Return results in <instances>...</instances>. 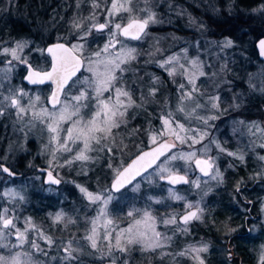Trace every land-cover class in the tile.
<instances>
[{
    "label": "rangeland",
    "instance_id": "374dc122",
    "mask_svg": "<svg viewBox=\"0 0 264 264\" xmlns=\"http://www.w3.org/2000/svg\"><path fill=\"white\" fill-rule=\"evenodd\" d=\"M167 1L132 0L133 16L143 17L144 13L140 10L148 8L156 13L158 23H150L147 36H144L140 41H132L124 37H119L123 41L124 46L134 47L137 50V60L124 66L129 70L123 73V83L126 88L131 89L133 99H136L137 103H139L140 101L137 97L140 93L136 89L139 88L146 94L148 87L151 86L150 78L158 77L157 71H159V75L162 72H166L158 66L157 62L173 55L180 57L179 63L184 65V69L189 74L194 73L195 75V85L198 89L196 95H205L203 103H206L209 97L219 96L221 111L218 116L227 115V117L218 120L217 123L214 122L215 120L210 121L213 127L207 129L209 136L203 140L202 144H197L194 148H189L188 144H181L179 141L174 140L171 135H168L167 140L175 142L179 147L167 155L197 151V156L204 158L201 155L202 145H207L210 149L208 154L213 157H218L216 159V166L219 168L223 179L217 181L213 180L210 176L202 175L196 168L194 162L192 164H186L184 161H174L169 164L164 156L154 168L127 189L119 193L113 192L111 183L117 172L129 163L128 159L132 155L140 153L141 149L145 146V149H147L162 141L159 137L157 138V143H153L151 140V135L154 131L161 128L162 120L160 118L167 111H171L183 122V117L175 111L176 106L179 104L180 94L174 100L169 101L167 98L168 95L163 91L164 84L161 82L160 77H158L157 87L159 91L154 98H148L144 104L146 109L149 108L148 105L153 103L155 99L161 104L162 109L160 110V114H158L159 116L155 117L157 122L152 124V128H148L144 135L138 134L135 138H132V135L127 132V125L129 123H125L127 120L134 122V119L144 112V106L142 108L133 106L128 108L123 118H116L117 120H123L118 128H112L110 134L107 135L97 131L95 133L97 137L105 138L101 139L100 144H97L95 140L89 139V147L85 150L83 147L84 138L81 137V139L75 141L67 139V130L71 129L73 137H75L77 130L94 114L96 108L97 100L94 88L90 84L84 83L85 80H95L94 73L88 71L87 61H84L85 65L82 74L74 80L64 94L61 104L53 108L49 104L51 92L46 88H32L29 85L26 86V83L23 84L22 81L26 73L24 65L16 61H13L12 65H8L7 61L11 59V56L0 54V86H2L0 87V92L4 96H7L9 95L8 90L10 88L22 89L27 93L22 98V103L25 105L29 102L35 103V108H30L22 117L15 115L16 109L14 108H6L4 115L0 116V157H7L8 163L17 167L20 173L17 181H11L5 178L2 173L0 174V210L8 208L13 217L16 218L14 222L21 231H24L25 227L30 228L34 225L45 236H50L53 240L57 241L56 244L46 246L43 240L37 239V243L44 248L46 253L49 250V253H52L51 257H47L45 254H41L40 257L38 256L39 252L31 249L28 244H25L23 248L11 247V245L17 244V241L15 235H8L3 243L10 245V247H0V255L8 256L10 253L17 251L31 252L32 259L36 261V264H77L78 260L80 261L79 264H86V259L91 260L88 264H113V261H115V264H161V262L164 264H194L190 256L179 255V253L188 248L189 245L199 246L201 243H207L209 251L202 254L206 264H261V255L264 253V202L258 205L252 204L251 211H255L257 217L253 220H247V223L245 222V225L243 224L244 229L240 231V235L248 239L246 241L248 243V246L246 245V251H252L251 253H254V256H238L239 251L237 246H230L227 243L219 244L214 241V238L217 240L218 238L222 239L224 236H227L225 235L227 233V229L224 227L225 224L229 227L236 228L237 231L243 226L238 223L236 224V220L233 219V215H238V211H233L228 217L225 214L227 211L224 209L225 213L221 212L222 217L215 220V216L219 212L217 206H224L225 202H228L227 205L229 206L234 204L233 200L229 198L227 186L231 184H229L225 174L230 164L232 165V169L235 167L231 162L237 158L233 156L229 157L226 152L220 153L214 144H209V140L218 142L226 150L228 146L225 143L231 141L236 146L235 149H237L234 153L243 155L246 158L251 153L253 146L249 144H252V140L245 141L242 138L247 137V134L254 129L250 127L252 122H254V116L252 115L254 110H251L254 101L258 96H261V100L264 99V63H259L256 67L250 65L251 62L247 61V58H250L247 56L248 53H240L241 55H238V57L233 56L235 40L239 36L230 35L231 32L229 31L230 27H234L237 23L231 22L230 24V20L224 17L225 14H229L230 12L229 5L225 8L226 12L220 14V11L216 7H213L211 11L210 9L208 10L206 5L204 8L203 4L200 5V0H185L186 2L184 3H173L174 0H169L168 4ZM77 4L79 7H77ZM184 4L187 5L184 6ZM262 4L264 2L250 11H237V17L235 19L237 20L241 17L245 23L257 26L260 29L259 32L264 33V13L254 11L255 9H259ZM48 6L53 11L49 18L37 22L39 25H37L38 29L36 34L40 32L42 33L41 36L39 38L35 36L34 40H24L29 44L24 49V55L30 64L35 62L39 65L40 69L49 67V59L46 53L40 54L34 48L44 49L50 45L46 44L45 38L49 37L60 21L63 24V30L67 31L66 35L72 38L71 43H76V40L73 39V35L75 34V30L72 28L73 18L79 19L84 27L89 26L88 18L90 16L93 17L94 22L103 23L108 19L106 9L110 7V4L109 0H100V7L94 8L92 6V0H57L54 3L50 2ZM165 7L166 11H171L170 14H167H173V17L170 16L172 17L171 23L166 22L163 24V20L159 18V13ZM170 7L173 9H169ZM54 11H57V14L60 15L55 16L56 12ZM128 18L129 14L121 11L119 15L114 17V22L125 24L128 22ZM192 19L196 21L195 25L190 22ZM96 34L98 33L94 31L87 38L85 55H90L106 43L105 39L101 38L99 34L98 36L100 37H98ZM106 35L107 33H105ZM225 37L233 40V47L221 49L220 43ZM99 41L102 42L98 45ZM58 42L56 41L54 43ZM250 42L257 41L253 39ZM91 43H93V46L90 45ZM12 46H14L13 42L8 45H1L0 47ZM119 48L120 45H117L116 49L111 51L115 52ZM185 49H187L186 53L184 51ZM77 54L79 53L77 52ZM81 57L83 58V56ZM93 59L95 58L93 57ZM193 59L200 61L202 67L199 70L192 68L190 61ZM235 60H238V67L244 68V71H241L239 76L231 79L234 67L233 62ZM141 64L145 68V71H143L144 75H140L143 69ZM176 69L174 80L176 82L175 85L177 84L175 90L178 91L179 84L185 83L186 87L188 86L187 76L180 75L181 69L179 66H176ZM98 70L103 71V67L100 66ZM199 71H203L206 75H199ZM117 75L120 76L121 74L117 72ZM81 91H86L89 98L79 102L81 105L79 108V116L83 119L73 127L74 122L78 119L76 115H70L78 103L73 100V97L79 95ZM236 92L238 94L236 95L238 96L237 98L235 97ZM109 95L110 93L106 92L101 99ZM37 96L40 98L38 101L36 100ZM238 101H249L250 105H252L248 109L251 110V115L248 112L245 113L247 108H241L240 105L239 107L234 106L235 104H241ZM200 102L202 103V101ZM65 103L69 107L66 112V118L58 124V127L61 129L59 140L60 142H66L71 151H65L60 148L57 141L50 143L51 137L54 134L47 131V120L45 119L44 122H41V120H34L32 117V113H39L41 108L46 109L49 113L59 112ZM185 103L189 107L191 106V102ZM84 104H87L88 107H83L82 105ZM259 104L264 105V100ZM131 114L133 116L129 119L128 116ZM102 120L103 116L97 118V127H103ZM29 121L35 125L30 130L29 127L25 126ZM241 121L243 123H240ZM263 122L264 116L262 117L261 130L263 129ZM198 123V121H194L193 126H197ZM229 124L231 125L230 131H226L229 128ZM199 126L201 128L204 127L203 125ZM231 128L237 133L235 137H242L238 139V142H235L232 136H230L231 132L233 134ZM21 129L23 130L21 131ZM261 130L259 134L261 139L264 140V132ZM105 144L112 149L115 147L118 148V152L115 153L116 157L102 150V145ZM53 150L56 151V159L52 163L51 170L62 181L59 189H56L57 187L54 186H45L43 180V175H45L43 170L49 167L48 162L52 160L51 152ZM81 151H83L87 159L80 160L75 158ZM106 157H109L107 161V165L109 166L108 171L99 168L100 164L105 162ZM68 161H71V163H68ZM127 161L128 163H126ZM165 165L173 168L174 171L178 170V174L186 175L190 183L181 186L165 183L167 185L161 186L163 179H160L158 166ZM196 181L200 183L199 188L195 186ZM78 185L86 188L93 194L101 193L106 196H112V200L106 208L108 219L112 221L111 224L105 227L104 218L99 216L100 209L103 205L89 202L84 194L80 192L79 187H77ZM233 186L236 185L233 184ZM170 189L185 197L188 202L193 204L199 203L200 207L204 209L201 219L196 220L194 223L189 222L187 225L180 223L179 215L184 213L186 203L183 200L177 201L172 199L169 194ZM71 192L73 199L69 207L63 209L58 208L55 212H47L42 217H37L31 213L32 209L29 206L34 195L40 194L44 197H51L57 199L59 203H63L69 200V193ZM11 193L17 195L14 196ZM20 196H23L24 199L20 200ZM244 196L246 202H240V204L246 208V203L251 205L248 202L250 198L254 199L255 192L245 194ZM240 197L241 195L237 194L234 196L235 199L239 198L241 200ZM157 200L160 203H157ZM145 211L149 212L150 216L155 218V230L160 232L162 236L170 237V239L163 241L164 247L153 250L142 247L141 244L137 243L126 244L127 235L123 234L121 235V245L126 246L128 250L126 252L116 250L114 247L115 237L121 233L122 229H126L131 225L134 226V230L138 228L141 232L145 231V222L143 220ZM60 212L64 213L65 220L60 223H55L54 217ZM129 212H132L131 216L128 215ZM172 215L177 216V225H165L161 222L163 219H168ZM29 218L31 224H26V220ZM67 218H71L75 223H68ZM93 219L97 220V232L94 236L97 241V248L95 249L91 248V242L86 239L87 236L92 235V224L90 222ZM136 220H141V224L135 225ZM148 223H151V221H148ZM58 226H60L59 229H62L63 232L57 229ZM184 227L187 228V232L180 231V228ZM246 227L251 229L248 234ZM109 232L111 236L105 238ZM202 232L209 233L207 240L203 236H201L203 239H193L194 235L200 236L203 234ZM232 233L228 234L231 235ZM248 237L256 242V246L249 244L250 239ZM34 238H36V233L30 232L29 239ZM68 240L73 242L72 247L76 250L73 253L77 257L75 260L64 259L66 254L61 249L66 246L64 242Z\"/></svg>",
    "mask_w": 264,
    "mask_h": 264
},
{
    "label": "snow or ice",
    "instance_id": "6c2138e0",
    "mask_svg": "<svg viewBox=\"0 0 264 264\" xmlns=\"http://www.w3.org/2000/svg\"><path fill=\"white\" fill-rule=\"evenodd\" d=\"M110 7L106 9V15L108 19L103 23H96L93 21V17H89V26L84 27L81 21L77 18H73L72 20V28L75 30V34L73 35V39L76 40V43H63L58 42L50 47H46L44 49L34 48L35 51L40 54H44L45 52L52 56V65L50 71H38L33 68L32 64L29 63L27 57L24 55V49L29 46L27 41H14V46L12 47H0V54L11 56V59L7 61L8 65H12L13 61L18 62L21 65H24L26 69V75L24 77L31 84H43L46 80L53 81L56 84V90L52 92L49 97V102L53 108L56 105L61 104L60 95L63 92L65 85L71 79L72 76L75 75L76 71L82 66L83 61H87L88 71L93 72L95 76L94 81L85 80L84 83L90 84L95 91V96L97 100L96 108L94 114L84 122L81 128L77 130V135L73 137V133L71 129L67 130V139H71L73 141L77 139H81L83 137V147L84 149H88L89 147V139L95 140L97 144H100L102 138L105 137H97L95 133L97 131L103 132L106 135L110 134L112 128H118L120 123L123 120H117V117L123 118L126 114L128 108L135 106L136 108H142L148 98H154L159 91L157 87V82L159 80L158 77L150 78L151 86L148 87L147 93L145 94L139 88L136 89L139 92V96L137 99L140 101L137 103L136 99H133V94L130 88H126L123 83V73L128 71L125 65L130 64L132 61L137 60V50L134 47H126L123 44V41L119 39V37H125L131 40L140 41L144 36H147V28L149 24L158 23L156 19V13L154 11L149 10L148 8L141 9L144 13L143 17L133 16V7L132 0H109ZM92 6L94 8L100 7V0H92ZM77 7L79 5L77 4ZM129 14L128 22L122 24L120 22H114V17L119 15L120 12ZM254 11H260L264 13V4L260 6L259 9H255ZM192 24H196V21L192 19L190 21ZM202 26V25H201ZM100 34L101 38L106 40L102 46L99 47L97 51L92 52L90 55H85V45L87 43V38L93 34V32ZM105 33L107 35L105 36ZM62 40L64 38H61ZM2 44V42H0ZM120 45V48L113 52L111 50L116 49V46ZM234 46V42L232 39L225 37L224 40L220 43L221 49L231 48ZM258 48L261 55H264V39H260L258 41ZM158 51V50H157ZM185 53L187 49L184 50ZM79 53V55H74L73 53ZM81 56H83V61L81 60ZM93 57L95 59H93ZM180 57L173 55L169 56L161 61H158L157 64L160 68H163L169 76H174L176 74V66H179L181 69L180 75L187 76V86L185 83H181L178 85L180 96H179V104L176 106V112L180 113L183 117V122L181 119L177 118V116L171 112L167 111L160 119L162 120L161 128L156 129L154 133L151 135V140L153 143H157V138L159 137L163 142L158 143V146L150 152H142L139 154L126 168L122 171L117 172L114 182L112 184V188L115 190H119L126 183H130L132 179H134L137 175L141 174V171L147 170L148 167H151L152 164L159 159L161 156H165L166 160L169 162L174 161H184L186 164H192L194 162L196 168L203 173L205 176H210L213 180L221 181L223 179L222 174L219 168L216 166V159L218 157H213L209 155V147L207 145H202L201 155L204 158H200L197 156V151H188V152H180L173 155H166V153L171 152L173 148L176 147L175 143H168L167 136L171 135L174 140L179 141L181 144H188L189 148H194L197 144H202L203 140L209 136L208 128L213 127L210 124V121H214L218 119V115L221 111L219 96L209 97L206 103H201L196 93L198 89L195 85V75L189 74L185 69L184 65L179 63ZM190 64L193 69L199 70L202 65L198 59H193L190 61ZM100 66L103 67V71H99ZM117 72L121 75L118 76ZM199 75H206L203 71H199ZM2 87V86H0ZM9 95L4 96L2 92H0V116H3L6 108H14L16 109L15 115L17 117H22L24 114L28 112L30 108H35L34 102H29L27 105L22 103V98L27 95L25 91L22 89H9ZM110 93V95L106 98L101 99L104 93ZM88 94L86 91H81L79 95L74 96L73 100H75L77 105L75 106V110L70 115H76L78 117L77 121L74 122L73 127L76 126L83 118L79 116V108L81 107L80 101L87 100ZM40 98L37 96L36 100L38 101ZM6 102V103H5ZM185 102H191V106L189 107ZM83 107H88L87 104L82 105ZM68 105L65 103L59 112L49 113L46 109L41 108L40 112H33V119H39L41 122L47 120L46 128L47 131L53 133L54 135L51 137L50 143L52 141H57L59 143V147L65 151H71L68 148L66 142H60L59 134L61 129L58 127L60 121L66 118V112L68 109ZM239 107V105H236ZM213 110L214 113H213ZM203 113V114H201ZM103 116V120L101 123L103 127H97L96 122L97 118ZM198 121L197 126H193V122ZM240 123H243L241 121ZM187 125V126H186ZM199 125H203L201 128ZM26 127H34L35 125L29 121L25 124ZM251 128H255L258 130L259 125L255 122H252ZM23 129H21L22 131ZM264 131V130H261ZM209 144H214L215 147L219 150L220 153H225L228 156L236 157L241 162L244 161L243 155H237V153L227 151L225 148L221 147L218 142L214 140H209ZM261 149H264V140L259 144ZM102 150L111 152L112 148L107 144L102 145ZM52 160H50L49 167L44 169L43 171L47 177V183L58 185L61 183V180L53 175L52 163L56 159V151L53 150L51 152ZM76 159L84 160L87 157L81 151L76 157ZM259 159L264 161V156H260ZM7 157H0V173H6L8 176H15L16 173L12 170V168L6 164ZM71 163V161H68ZM229 167H232L230 164ZM160 179L167 180L168 183L172 185L176 184H188L190 181L187 179L186 175L178 174V170L174 171L173 168L169 166H158ZM257 176H264V173H257ZM243 180H240L235 186V192L237 195H242L241 193V185H243ZM195 186L197 188L200 187L199 181L195 182ZM80 189V192L84 194V196L91 203H99L103 205L100 209L99 216L104 218L105 227L108 224H111L112 221L108 219L107 216V205L112 200L111 195H103L101 193L93 194L88 191L84 187L77 186ZM138 187V185H137ZM170 197L177 201H185L186 209L184 213L179 215V221L183 225H187L192 220H200L204 209L200 207L199 203L193 204L188 202L185 197L179 195L177 192L173 190H169ZM11 195H17L15 193H11ZM20 200H23L24 197L20 196ZM160 203L159 200L156 201ZM0 247L9 248L10 245L4 244L3 241L7 239L8 235H15L17 244L11 245V247L23 248L25 244H28L31 249H34L42 254H47L37 243V239L43 240L46 246H51L56 244L57 241L53 240L50 236H45L43 232L35 228L32 225L30 228L25 227L24 231H21L19 227H17L12 213L8 208H3L0 210ZM129 216L132 215V212L128 213ZM65 220L64 213H57L54 217L55 223H60ZM143 220L145 222V231L141 232L139 229L134 230V226H129L126 229H122L121 233L115 237V245L116 250L120 252H126L128 249L126 246L121 245V235L126 234V244H141L142 247L145 248H162L164 247L163 241L170 239V237L162 236L160 232L155 230V218L150 216V213L145 211L143 214ZM151 221V223H148ZM68 223H75L71 218H67ZM165 225H177V216L172 215L168 219H163L161 221ZM92 235L86 237L87 240L91 242V248H97V241L94 238L97 232V220L93 219L91 222ZM26 224H31L30 218L26 220ZM141 220H136L135 225H140ZM227 229V233H232L236 231V228L229 227L227 224L224 225ZM10 230V231H6ZM181 232H187V228H180ZM35 232L36 238L29 239V233ZM111 233H107L105 238H109ZM66 246H64L61 250L66 254L65 260H75L77 257L73 254L76 250L72 247V241L68 240L64 242ZM209 251V246L207 243H201L199 246L189 245L184 251L180 252L179 255H188L194 261V264H206L203 253H207ZM0 264H36V261L32 259L31 252H20L17 251L15 253H10L8 256L0 255ZM115 264V261H113ZM261 264H264V253L261 255Z\"/></svg>",
    "mask_w": 264,
    "mask_h": 264
},
{
    "label": "trees",
    "instance_id": "16d2710c",
    "mask_svg": "<svg viewBox=\"0 0 264 264\" xmlns=\"http://www.w3.org/2000/svg\"><path fill=\"white\" fill-rule=\"evenodd\" d=\"M57 0H0V42H2L1 45H8L14 41L17 40H34L35 36L36 38H39L42 33L37 32V25H39L37 22H41L43 20H47L50 16V14L53 12L49 9L48 4L54 3ZM169 1V0H168ZM167 1V4H168ZM184 3L186 2L185 0H174L173 3ZM229 2V4H228ZM264 0H200V5L203 4V7L205 8V5L207 6L208 10H212L213 7H216L221 13H225L226 6L229 5L230 12L229 14H225L224 17L225 19L228 18L231 22H236L237 24L234 27H230V35H236L239 36L237 40H235V49H233V56L241 55L242 52L247 51L248 53L251 52V49H256L255 43L256 42H250L251 40H257L259 37L263 36L264 33L259 32V28L257 26L253 25H248L245 23L244 20H242L241 17H239V21L244 22L241 23L236 20L235 18L237 17V11H250L254 7H258L261 3H263ZM183 5V4H180ZM187 4H184L186 6ZM168 6V5H167ZM166 6V7H167ZM55 7V5H54ZM165 9H161V12L159 13V18L163 20V24L166 22L171 23L172 22V17L173 14L168 15L167 13L170 14L171 11H166ZM169 9H173L170 7ZM55 16H59L60 14H57V11H54ZM172 16V17H170ZM236 20V21H233ZM63 24L60 21L53 30V32L49 35V37L45 38L46 44H52L56 41L59 42H64V43H71L72 38L68 35H66L67 31H64L62 28ZM166 26V25H165ZM150 27H148L149 30ZM168 29V28H167ZM61 30V31H60ZM57 33V35H56ZM55 35V36H54ZM98 36V34H96ZM100 35V34H99ZM229 35V33H228ZM100 37V36H98ZM61 38H64L63 40ZM249 38V39H247ZM246 40V41H245ZM88 41H90L88 39ZM102 41L98 42V45ZM93 46V43L90 44ZM184 46V45H183ZM241 53V54H240ZM252 56V55H251ZM235 57V58H237ZM234 67H233V73L231 74V79L239 76L241 71H244V68L238 67V60H235L234 62ZM32 64H36L35 62H32ZM144 64V63H143ZM141 64V67L143 68L144 65ZM145 68L142 69V72L140 75H144L143 71ZM157 70V68H155ZM159 71H157L158 77H160L161 82L164 84L163 91L166 95H168V100H174L179 94L180 91H176V85H175V80L174 76H168L166 72H162V74H158ZM138 75V76H140ZM162 91V92H163ZM238 95L237 92L235 93V96ZM197 97L199 98L200 101L205 100V95L197 94ZM238 96H236L237 98ZM149 108L146 109V106H144V112L142 115L138 116L137 118L134 119V122H131L130 120H127L129 125H127L128 129L127 132H129L132 135V138H135L138 134L139 135H144V133L148 130V128H152V124L157 122V119L155 117L159 116L160 110L162 109L161 104L157 99L153 101L150 105H148ZM133 116V114L129 115V119ZM223 118H226L225 115L223 116H218V119L215 120L214 122L217 123L218 120H221ZM155 119V120H154ZM123 124V125H125ZM230 126V124L228 125ZM145 145V144H144ZM144 148L141 149L144 150ZM115 151V152H114ZM116 152H118V148L115 147L112 149L111 152H108L110 155H115L116 157ZM138 154V153H137ZM135 155V154H134ZM134 155H132L128 161H130ZM114 157V156H113ZM109 160V157H106L105 162L101 163L99 168L106 169L108 171L109 166L107 165V161ZM128 161L126 163H128ZM125 163V164H126ZM105 166V167H104ZM167 185L164 182H161V186ZM70 198L69 200L59 203L57 199H53L51 197H44L43 195H34L32 198V201L30 203L29 208L32 209L31 213L35 216L42 217L44 214L47 212H55L58 210V208H66L71 205V201L73 199L72 192L69 193ZM60 226L57 227L58 230ZM54 230V229H53ZM63 232V230H62ZM194 235L193 237H195ZM90 259H86V264L90 262ZM66 262V261H65ZM80 261L78 260L77 264H79ZM161 264H164L161 262ZM167 264V263H166Z\"/></svg>",
    "mask_w": 264,
    "mask_h": 264
},
{
    "label": "flooded vegetation",
    "instance_id": "af4514ba",
    "mask_svg": "<svg viewBox=\"0 0 264 264\" xmlns=\"http://www.w3.org/2000/svg\"><path fill=\"white\" fill-rule=\"evenodd\" d=\"M257 41V40H256ZM255 47H256V43H255ZM244 51L242 52L243 54H246L248 53L247 51H245V49H243ZM250 55V56H249ZM252 55V56H251ZM248 57L250 58H247V61L248 62H251L250 65H253L254 67H256L257 64L259 63H264V60H262L260 58V55H259V50L257 49H251V52L248 53L247 55ZM48 57V62H49V67H46V68H42L40 69L39 68V65L37 64H32L33 68L36 69V70H40V71H47L51 68V65H52V60L51 58L47 55ZM26 75V73H25ZM81 75V74H80ZM79 75V76H80ZM78 76V77H79ZM25 77V76H24ZM77 77V78H78ZM77 78H75L74 80H76ZM74 80L71 81V83L65 88V90L63 91V94H62V98H61V101L64 97V94L66 93V91L70 88V86L72 85V83L74 82ZM23 84H25L26 86L29 85L27 83V81L23 78ZM32 87V88H46L48 89L51 94L53 92V86L51 84H44V85H38V86H32V85H29V87ZM50 94V96H51ZM236 97V96H235ZM264 99L261 100V96H258L257 99L254 101L253 103V106L250 105L249 101H243V102H239L241 104H238L241 106V108H247L246 112L245 113H249L251 115V110H254V112L252 113V115L254 116V122L256 124L259 125V129H261V122H262V117L264 116V105L263 104H259L261 101H263ZM237 104H235L234 106H236ZM252 106V109L251 110H248L249 107ZM232 108H234L232 106ZM236 109V108H235ZM239 109V108H237ZM227 117V115H225ZM263 124V129L264 130V122L262 123ZM231 126V125H230ZM230 126H228L229 128L226 129V131H230ZM231 131H233V134L232 132L230 133V136H232L233 140L235 142H238V139L239 138H242L241 136H236L237 133L236 131H234L233 128H231ZM251 131V130H250ZM259 131L258 129H253L252 132L248 133L247 134V137H243L242 140H245V141H250L252 140V144H249V145H252V146H247V147H252L253 149H251V153L248 155V157H244V161L241 162L240 160L238 159H234L233 162H231L235 167L232 169L231 167H229L227 170H226V166H225V170H226V177L228 179V182L229 184L231 185H228L227 186V189L229 190V198H231L234 202L233 205L229 206L227 205L228 202H225L224 203V206H217V208L219 209V212L217 213L218 215L215 216V220H218L222 217L221 215V212H224L225 213V210L227 211V216L229 217V214L233 213V211H238V215H233V219L236 220V224L238 223L239 225L241 224L243 227L236 232L232 233L231 235H229L228 233H225V235L227 236H224L222 239L218 238L216 240V238H214V241L215 243L218 242L219 244H224V243H227L228 245H233V246H237L238 248V251L239 253L237 254L238 256H242V257H245V256H254V253H251L252 251H246L247 247L246 245L248 246V243H246V241L248 239L244 238L243 236L240 235V231L244 229V225H245V222L247 223V220H253L257 217V214L255 211H251L252 209V204H260L262 202H264V176H257L256 174L257 173H264V161H261L259 159L260 156H264V149H261L259 147V144L262 142V139H261V136L259 134ZM264 132V131H263ZM227 144L228 146V149L229 151H232V152H236L237 149L236 146H234L231 141L228 142V143H225ZM230 157V156H229ZM6 164L9 165L12 170L16 173L15 176H8L6 173H2L4 175L5 178L11 180V181H17L19 179V176H20V173H19V170L17 167H14L12 165H10V163H8V161H6ZM20 164V163H19ZM21 165V164H20ZM1 174V173H0ZM43 178H44V175H43ZM237 180V181H236ZM240 180H243V185H241V200L238 198V199H235L234 196L236 195L235 193V186L236 185L235 183L236 182H239ZM61 184H62V181H61ZM60 184V185H61ZM45 186H49V185H46L44 183ZM178 185H185V184H177L175 186H178ZM233 186V187H232ZM60 186H58L56 189H59ZM234 188V190H233ZM252 192H255V197L254 199L250 198L249 202L251 205H248L247 203L245 204L247 207L244 208V206H241L240 202H246L245 201V194H250ZM231 193V195H230ZM245 193V194H244ZM230 203H231V200H230ZM190 222H196V220H192ZM244 224V225H243ZM247 228V234L249 233V231L251 230L249 227H246ZM203 234H201L200 236L199 235H196L195 237H193V239L197 240V239H203L205 238L206 240L209 238V233L206 232H202ZM203 236V238L201 237ZM250 239V237H248ZM210 239H212V237H210ZM249 244L252 245V246H256V242L253 241V240H249ZM46 248V247H45ZM50 250L47 252L46 256L47 257H51L52 256V253H49ZM41 254L42 253H38V256L41 257ZM37 256V255H36ZM43 258V257H42Z\"/></svg>",
    "mask_w": 264,
    "mask_h": 264
},
{
    "label": "water",
    "instance_id": "95a60500",
    "mask_svg": "<svg viewBox=\"0 0 264 264\" xmlns=\"http://www.w3.org/2000/svg\"><path fill=\"white\" fill-rule=\"evenodd\" d=\"M147 30H148V28H147ZM146 30V31H147ZM122 37V36H121ZM125 38V37H124ZM128 39V38H127ZM260 39H264V36L263 37H261V38H259L258 40H257V42H256V47H257V49L259 50V48H258V41L260 40ZM131 40V39H130ZM135 41V40H134ZM64 43V42H63ZM55 43H52V44H50V45H48L47 47H50V46H52V45H54ZM67 44V43H66ZM46 53V52H45ZM74 55H79V54H77V53H73ZM46 55H48L50 58H51V60H52V56L51 55H49V54H47L46 53ZM259 55H260V58L262 59V60H264V55H261L260 54V51H259ZM81 58V60L83 61V58L82 57H80ZM84 65H85V62L83 61V63H82V66L76 71V73H75V75L74 76H72L71 77V79L68 81V83L65 85V87H64V89H63V91L65 90V88L71 83V81L72 80H74L75 78H77L80 74H81V72H82V70L84 69ZM51 70V68L49 69V70H47V71H50ZM38 71H40V70H38ZM27 81V80H26ZM27 83L29 84V85H32V86H38V85H44V84H51L52 86H53V91H55L56 90V84L53 82V81H50V80H46L45 81V83H43V84H31V83H29L28 81H27ZM62 94H63V92L61 93V95H60V100H61V98H62ZM49 104H50V102H49ZM51 105V104H50ZM59 105V104H58ZM58 105H56V106H58ZM160 142H163V141H160ZM159 142V143H160ZM167 142L168 143H175V142H172V141H170V140H167ZM175 145H176V147L175 148H173L171 151H173V150H175V149H177L179 146L175 143ZM158 146V143L157 144H155V145H153V146H151V147H149V148H147V149H145V150H143V151H141L140 153H138L137 155H135L130 161H129V163L128 164H126L120 171H122L124 168H126L139 154H141L142 152H150V151H152L153 149H155L156 147ZM170 153V152H169ZM168 153H166V155H167ZM164 156H161V157H159V159L158 160H156L153 164H152V166L151 167H148L147 168V170H145V171H141V174L140 175H137L134 179H132L131 180V182L130 183H126L123 187H121L118 191L117 190H115V189H113L112 188V184H113V182H114V179H113V181H112V183H111V189H112V191L113 192H115V193H119V192H121V191H123L124 189H126L127 187H129V186H131L135 181H137L139 178H141L142 176H144L147 172H149L152 168H154L157 164H158V162L163 158ZM199 171V170H198ZM200 172V171H199ZM201 173V172H200ZM202 175H204L203 173H201ZM53 175L54 176H56L57 177V175L55 174V173H53ZM180 175H184V174H180ZM57 178H59V177H57ZM60 179V178H59ZM187 179H188V177H187ZM43 180H44V183L46 184V185H49V186H54V187H58L60 184H58V185H55V184H49V183H47L46 181H47V177H46V174L44 175V178H43ZM61 180V179H60ZM163 181L164 182H167V180H164L163 179ZM168 183V182H167ZM181 184H183V183H181ZM177 185V184H176Z\"/></svg>",
    "mask_w": 264,
    "mask_h": 264
}]
</instances>
